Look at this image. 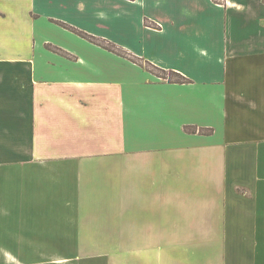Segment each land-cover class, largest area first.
Wrapping results in <instances>:
<instances>
[{
	"label": "crops",
	"instance_id": "1",
	"mask_svg": "<svg viewBox=\"0 0 264 264\" xmlns=\"http://www.w3.org/2000/svg\"><path fill=\"white\" fill-rule=\"evenodd\" d=\"M0 264H264V0H0Z\"/></svg>",
	"mask_w": 264,
	"mask_h": 264
},
{
	"label": "trees",
	"instance_id": "2",
	"mask_svg": "<svg viewBox=\"0 0 264 264\" xmlns=\"http://www.w3.org/2000/svg\"><path fill=\"white\" fill-rule=\"evenodd\" d=\"M134 1V0H132ZM56 23L62 27H64L65 29H68L70 31H72L73 33L79 35L80 37L88 40L89 42L96 44L110 52H113L121 57H124L130 61H132L133 63H136L144 68H146L148 71H150L151 73L157 75L158 77L170 82V83H178V84H187L190 83V80L187 79L186 77H184L183 75H181L180 73H177L175 71H167L164 70L162 68H159L157 66H155L154 64L150 63V62H146L143 59L131 54L130 52L126 51L125 49L117 46L116 44L106 40V39H102V38H98L95 36H92L90 34H87L83 31H80L68 24H65L63 22H57ZM146 25L149 27H153V28H157L158 26L152 22H150L149 20L146 21ZM49 49H51L52 51L59 53L67 58L73 59L74 57L72 55H70L69 53L54 47L52 45L48 46ZM186 131L191 132V133H197L198 129L195 127H187ZM211 130H199V133L201 134H209L211 133Z\"/></svg>",
	"mask_w": 264,
	"mask_h": 264
}]
</instances>
